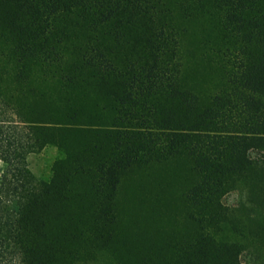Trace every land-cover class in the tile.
Masks as SVG:
<instances>
[{
    "label": "trees",
    "instance_id": "obj_1",
    "mask_svg": "<svg viewBox=\"0 0 264 264\" xmlns=\"http://www.w3.org/2000/svg\"><path fill=\"white\" fill-rule=\"evenodd\" d=\"M192 27L222 79L205 96ZM48 147L37 176L28 155ZM0 159V264H76L109 245L121 175L169 162L189 180L185 228L135 237V263L245 264L264 220L222 197L249 182L264 209V0H0Z\"/></svg>",
    "mask_w": 264,
    "mask_h": 264
},
{
    "label": "rangeland",
    "instance_id": "obj_2",
    "mask_svg": "<svg viewBox=\"0 0 264 264\" xmlns=\"http://www.w3.org/2000/svg\"><path fill=\"white\" fill-rule=\"evenodd\" d=\"M193 30L196 28L192 27L191 32L194 34H187L188 37L185 38V54L195 68L189 77L194 87L205 96L215 87H220L222 79L220 70L212 62L214 54L209 50L208 44L203 45L199 41V36ZM56 155L57 151L53 147L31 153L27 158L29 168L37 176L47 175L49 165ZM252 155L257 156L259 153L253 151ZM5 167L6 164L0 159V177ZM183 172L176 162H169L164 166H137L125 171L121 175L115 196L117 233L113 242L83 255L76 264H136L128 253V249L137 245L135 237L144 241L148 236L147 232L158 233V228L183 231L184 222L176 198L181 188L189 182ZM260 200L262 197L256 194L249 182L244 181L238 182L222 197L223 203L233 208L235 217L241 220H264V209L259 207ZM157 237L160 236L156 235ZM256 248L257 246L251 247V251H254L252 253L246 250L243 252L245 264H264V247ZM82 251L87 252L85 247Z\"/></svg>",
    "mask_w": 264,
    "mask_h": 264
}]
</instances>
